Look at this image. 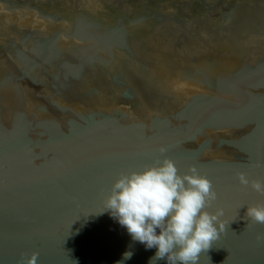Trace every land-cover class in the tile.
I'll list each match as a JSON object with an SVG mask.
<instances>
[{"label": "water", "instance_id": "water-1", "mask_svg": "<svg viewBox=\"0 0 264 264\" xmlns=\"http://www.w3.org/2000/svg\"><path fill=\"white\" fill-rule=\"evenodd\" d=\"M165 156L224 212L198 264H264V0H0V264H149L100 211Z\"/></svg>", "mask_w": 264, "mask_h": 264}, {"label": "clouds", "instance_id": "clouds-1", "mask_svg": "<svg viewBox=\"0 0 264 264\" xmlns=\"http://www.w3.org/2000/svg\"><path fill=\"white\" fill-rule=\"evenodd\" d=\"M165 151L160 148L161 153ZM236 177L240 185L264 195L261 180L249 179L244 172ZM217 198L212 181L195 165L181 172L165 156L158 163L121 171L104 196L100 212H108L125 227L132 241L156 249L149 264L160 260L167 264H198L201 253H207L226 230L221 219L223 209L207 210ZM245 217L264 225V202L247 205ZM38 255L32 251L20 259L22 264H37ZM133 255V251H125L116 264H124Z\"/></svg>", "mask_w": 264, "mask_h": 264}]
</instances>
